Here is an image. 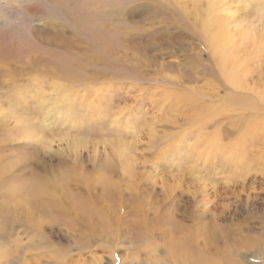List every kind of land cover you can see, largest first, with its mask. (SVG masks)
<instances>
[{"label":"rangeland","instance_id":"1","mask_svg":"<svg viewBox=\"0 0 264 264\" xmlns=\"http://www.w3.org/2000/svg\"><path fill=\"white\" fill-rule=\"evenodd\" d=\"M82 1L0 0V264H264V0Z\"/></svg>","mask_w":264,"mask_h":264},{"label":"bare ground","instance_id":"2","mask_svg":"<svg viewBox=\"0 0 264 264\" xmlns=\"http://www.w3.org/2000/svg\"><path fill=\"white\" fill-rule=\"evenodd\" d=\"M99 2H100V0H88V1H82V4L80 5V7H79V9H81V10H86V9H89V8H93V7H95V6H98L99 8H100V4H99ZM136 9V8H135ZM146 9H147V11H149V13H148V15L147 16H149V18H151V20H153V19H155L156 17H160L161 19H163V20H165V21H169V23H170V25H174L175 23H174V20L173 19H169V17L170 16H172L171 14L169 15L168 13H167V11L166 10H163V9H161V8H159L156 4H154L153 2H151L150 0H148V3H147V6H146ZM90 10V9H89ZM108 10H109V8H108ZM99 11H101V10H99ZM99 11L98 12H95V10L93 9L92 11H91V14H97L99 17H100V14H99ZM108 12V14H110L111 16L112 15H118V16H116V17H118V19L119 20H122V18L120 17V15H123V12L122 13H117V12H115V13H113L112 11H107ZM110 12V13H109ZM178 13V12H177ZM173 14V13H172ZM97 15H95L96 17H98ZM169 16V17H168ZM127 19V18H126ZM210 19V18H209ZM206 20V19H205ZM204 20V21H205ZM123 21V20H122ZM148 22V21H147ZM213 22V21H212ZM204 23V22H203ZM186 25V24H185ZM80 27V26H79ZM185 27V26H184ZM215 27V26H214ZM217 28V27H216ZM85 30H87V36H88V38L93 42V43H101L100 45H103V47L106 49L107 47L110 49V50H113L114 49V45H115V43L116 42H114V39H115V37H114V33H111V34H109L108 33V30H105V27H100V26H98V25H96V24H94L93 26H87V28L85 27L84 28ZM83 29V30H84ZM219 29V28H218ZM224 29V28H223ZM222 29V30H223ZM202 30H203V28H202ZM213 30V29H212ZM222 30H220V32L223 34V32H222ZM216 32V31H215ZM80 34V33H79ZM215 34H217V32L215 33ZM207 35V34H206ZM226 35V34H225ZM216 36V35H215ZM214 36V37H215ZM228 38V37H227ZM4 39V38H3ZM229 39H231L230 37H229ZM217 40H219V39H217ZM45 41V40H44ZM44 41H42L45 45H47V47H50L51 45H54V43H55V41H51L50 39H48V40H46V42H44ZM69 41V40H68ZM20 42V41H19ZM25 42V41H24ZM132 42H134V41H132ZM220 42V41H219ZM15 44V43H14ZM18 44V43H17ZM23 45L25 44V43H22ZM106 44V45H105ZM56 45V44H55ZM62 45H64V47H69L68 46V43H66V42H64ZM223 45V44H222ZM221 45V46H222ZM225 45V44H224ZM15 46V45H14ZM30 44H25L24 45V47H22V48H25V50L24 51H22V49L21 48H19L18 49V51H19V53L17 54V53H15V55H14V57H20V58H22V56L26 53V55H28L29 57L31 56V55H33V57H32V59H30L31 60V64H30V66H26V68H24V69H26V70H28V71H30V70H33L34 69V67H36V66H41V63L43 62V59L44 58H42V47L41 46H39V45H37L36 47L34 46L33 48H30ZM97 46V45H96ZM214 46V45H213ZM228 46V45H227ZM7 48V47H6ZM96 48V47H95ZM223 49V48H222ZM223 50H225V49H223ZM88 51V50H87ZM8 52V51H7ZM22 52H24V54H21ZM43 55H45V56H47V63L45 62L44 64V66H45V68L46 69H48V65L49 64H51V67H53L55 70H58V72L60 73V74H63V75H65V76H68L69 75V77L70 76H73V75H75V74H72V73H74L73 71H71L70 70V68L71 67H69L68 65V69L65 67V66H63V63L61 62V61H59V60H57L56 59V57L55 56H57L58 58H63V57H61L58 53H54V52H52V49H50V48H46V50H44L43 49ZM224 52H226V51H224ZM227 52H228V50H227ZM9 53V52H8ZM41 53V54H40ZM39 54H40V56H39ZM11 57H12V55H11ZM23 57H26V56H23ZM28 58V57H27ZM65 58V57H64ZM1 59V58H0ZM4 62V61H3ZM65 62V61H64ZM2 72V71H1ZM58 93V92H57ZM59 94V93H58ZM226 263H227V260H226ZM202 264V263H201ZM227 264H229V263H227ZM230 264H237L236 262H234V261H230Z\"/></svg>","mask_w":264,"mask_h":264}]
</instances>
